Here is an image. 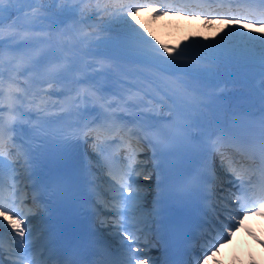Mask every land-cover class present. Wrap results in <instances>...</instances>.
Wrapping results in <instances>:
<instances>
[{
    "label": "snow or ice",
    "instance_id": "snow-or-ice-1",
    "mask_svg": "<svg viewBox=\"0 0 264 264\" xmlns=\"http://www.w3.org/2000/svg\"><path fill=\"white\" fill-rule=\"evenodd\" d=\"M68 2L82 4L83 7L54 11L46 7L48 0H0V255L3 253V241L7 233L15 245L9 247L11 264H65L58 260H44L34 254L33 230L31 225L26 223L31 209H25L26 197L18 190L17 169L10 157L15 152V155L22 159L25 170L41 156L51 155L60 162L70 163L72 153L79 143H88L91 139L93 152L101 158L109 176L115 181L111 185L114 195L112 200L105 204V208L113 215L111 223L115 226V238L119 241L118 255L113 257L100 251L96 259L73 260L66 264H149L150 257L136 255L142 252L141 225L144 223L143 219L138 218L142 212L143 197L142 189L137 186V178L143 175L144 179H151L150 175L143 174L144 161L138 159L144 144L152 149L151 159L155 162L153 170L157 173V187H162L167 180V177L164 182L160 180V175L163 174L162 161L177 152L186 155L199 154L203 160L204 171L191 175L181 184V190L185 193L193 192L201 182H206L208 177L216 179L212 158L217 155L220 157L221 168L231 173L235 182H238L235 184L238 194L230 192L224 195L221 201L228 212L227 220L231 223H222L220 226L215 242L203 257L207 260L208 254L214 255L219 251L221 244L229 242L235 230L243 224L244 217L252 213L259 214L260 209H264V79L260 84L262 107L255 113L234 114L235 119L230 125L217 124L214 131L193 136L191 129L200 125L193 123L191 117L184 112L208 108L212 102L220 99L205 92L200 86L201 81L217 74L205 65L222 62L223 66L227 67L236 62L238 55L243 56L259 48L258 60L253 61L252 57L247 56H244V59L258 63L261 74L264 75V33L257 36L240 30L244 29L246 24L264 27V0H198L195 4L191 0H179L177 3L173 0H161L160 7L164 9L162 15H211L214 19H228L240 26L216 43L193 44L175 56L172 53L176 52V49H169L167 46H163V50L157 48L148 38L151 33H148L147 29L141 31L142 25L136 26L137 14L152 6L147 0L143 3L141 0ZM33 5L36 7L33 8ZM195 9L202 11L197 12ZM215 9L224 11L216 12ZM77 12L82 17L91 13L101 18L107 17L108 24L118 25L115 38L100 42L109 48L105 59L138 64L147 69V73L141 72L140 75L147 81L149 90L136 88L137 93L143 91L144 98L135 99L133 94L129 93L130 100L121 97L123 103L114 104L103 96L98 87L80 88L72 95L74 86L82 83L74 78L69 79L73 72L77 71L71 58L76 48L73 36L68 31L59 32L56 28H45L42 25L56 24V17H74ZM5 14L9 21L6 27ZM111 30L108 26L101 28V31ZM34 32L44 33L41 43L51 45L58 50L59 55L42 67L40 53L43 50H38L34 55L28 56V63L31 65L28 70L43 76L49 88L57 84L67 89L69 99L59 105L61 111L79 116L81 105L99 104L103 112L98 120L68 123L50 131L47 126L55 121L49 117L54 115L52 109L56 105L49 104V93L46 90H32L30 83L28 88H22L17 79L19 73L10 71L8 76H5L6 54L9 63L12 62L14 54H19L18 65L23 63L27 55L20 52L19 48H13L10 43L6 50L5 33L10 40H31V34ZM53 33L56 35L53 36ZM94 35L98 33H88L83 37L77 35L75 39L82 43ZM195 50H198V54H193ZM219 66L220 63H217V67ZM157 96L161 99L157 100ZM152 101H171L175 106L168 108L172 118L166 122L157 120L154 115L157 110ZM116 110L126 111L133 117L130 121L132 127H129V122H121L124 117L117 116ZM32 111L36 113L35 123L26 119ZM25 123H30L33 132L38 134L39 143L31 149H26L24 145H18L13 140L14 133L19 130L18 126ZM112 141H118L119 145L126 149V155L121 161L107 154ZM230 149L238 156L231 155ZM5 168L8 169L10 181L7 187L3 180ZM231 200H235L238 210H229L228 201ZM101 223L107 225L108 221ZM0 264H3L2 260ZM153 264L156 262L153 261Z\"/></svg>",
    "mask_w": 264,
    "mask_h": 264
},
{
    "label": "bare ground",
    "instance_id": "bare-ground-1",
    "mask_svg": "<svg viewBox=\"0 0 264 264\" xmlns=\"http://www.w3.org/2000/svg\"><path fill=\"white\" fill-rule=\"evenodd\" d=\"M141 13L146 14V15H151L153 18L160 19L162 17V14L159 13L157 10L154 8H148L147 10H141ZM197 18V17H196ZM57 23L53 25H48L45 23L42 25L45 28L52 27L58 29L59 32H64L68 31L70 35L73 36L74 42L76 44V48L71 54V58L74 64V67L77 69V71L73 72L72 76L69 77V79H77L82 81V84H84L83 88H90L94 87L95 84H97V79L100 76L99 75V70L92 71L90 70L91 65H95L99 62L103 63V69L109 70L112 73L115 72L116 75H120L121 79L127 81L125 86L117 85L116 87V92L120 94H126V93H132L133 98L135 99H142L144 98L143 96V91L137 93L133 91L134 88H142L144 91L149 90L147 86V81H145L140 73L145 72L147 73V69H144L141 65H137L136 67L132 66V63H126V62H118V61H110L106 60L105 56L109 52V48L105 45L100 43L101 41L107 40L109 38H115L117 33H115V29L118 28V25L115 23L108 24L107 22L105 24L99 23L100 19L95 17L92 19V25H95V28L97 29L96 32L93 33H98V35H94L91 37L90 40H85L84 42H80L79 40H76L75 37L77 35L83 37L88 33H92L90 28H88L84 24H80L78 19H76L73 16L70 15H64L60 17H56ZM138 20V19H137ZM136 20V21H137ZM179 20L182 22V24H187L188 22H191L195 19L192 18H186V17H180ZM198 22H200L203 26L204 25H211L215 26L216 22H209L204 21L202 22L199 20L198 17ZM68 23V25H67ZM220 25H223L224 28L226 27H235V28H240L238 24H233L230 21H221ZM103 26H108L111 28V31H102L101 34H99L98 28L101 30ZM245 29H248L258 32L259 30L264 31V27H259L255 25H246ZM44 33L40 32H34L33 38L35 40L40 42V45H42V52L40 53V57L42 60L44 59H51V61L55 60V58L59 55V52L57 49H54L51 45L46 44V43H41V40L44 38ZM56 33H53V36H55ZM31 42V40L29 41ZM153 43V41H152ZM83 44H86L85 47ZM163 46H167L169 49H176V52H173L172 55L175 56L177 53L181 52L179 49L176 48V46H168L167 43L162 44V46L156 45L157 48H160L163 50ZM45 53H47V56L45 57ZM35 54V52H34ZM193 54H198V50H195ZM167 55V53H166ZM100 57L102 59L100 60ZM219 63V62H217ZM217 63L205 65V67H211L216 75L210 77L206 81H201L200 86L203 88L205 92L208 91L207 88H214L216 86L219 87H224L222 91L220 92V99L215 100L214 102L211 103L210 107L204 108L202 110H197V115L194 119H191L193 123H197L200 125V127H194L191 130H194V132L198 133L200 132V135L202 133H207L209 131H214L217 127V124H226V123H218L213 116V112L219 108L220 106H225L228 107L230 100L227 98L229 94L233 95L234 98H236L237 104H238V111H244L247 108H253L255 112H257L261 107L260 103V84L261 80L264 79V75L261 74V69L258 65H250L248 66L245 63V60L240 57V59H236V62L229 64L227 67L223 66V64H220L221 66L217 67ZM222 63V62H220ZM76 73H79V77L77 78L75 75ZM39 73H34L32 72V77L31 79L27 78H18L19 84L22 88H28L29 83L32 86V90H46L47 92H52V96H48V102L49 104L52 103L53 100L57 97H62L66 100L69 99V95L67 93V89L65 87H62L61 85L54 84L51 88L48 87V84L44 82V77L41 75H38ZM131 77H138V81L134 83L131 81ZM42 78L43 82L41 85H39L38 80ZM90 79H95V83H93L92 86H90L91 80ZM84 81H87L85 83ZM106 84L105 87H103L102 94L104 97H107L109 95L107 88L116 85L115 83L110 82V80L106 79ZM230 82H235L234 87L228 86ZM248 83L251 86V90H246L245 89V84ZM215 84V86H214ZM242 84V85H241ZM90 87H89V86ZM129 85L134 86V87H128ZM240 86V87H239ZM243 86V87H241ZM80 89L79 85L74 86V90L72 95L75 94V90ZM248 91V92H247ZM136 93V94H134ZM160 98V96H157ZM115 100H117V97H115ZM207 102V101H206ZM152 103L155 105L156 102L152 101ZM99 104H94L93 108H90V104L85 105L83 108L81 105L80 108V115L76 116V119L80 118V122L83 119V116L85 117H90L92 115L96 116L94 112H96V109L98 108ZM95 109V110H94ZM120 111L116 110V115L120 116ZM34 114V111L29 112L26 119H29L31 115ZM215 114V112H214ZM150 115H152L150 113ZM126 119V116H124V120ZM124 121H122L123 123ZM25 129L28 126V123H25ZM21 125L18 126V129L20 128ZM18 133L21 135H24L25 131H22L21 129L18 130ZM13 158L19 159L14 152ZM144 186V189H147L145 192H143L142 189V197L145 199L147 193L152 192V186L148 184V182H145L142 184V187ZM226 188H231V185L228 184ZM222 199L219 198L218 202V208L222 214L227 213V211L224 209L223 204L221 203ZM229 210H232V207L228 205ZM143 215L147 213L146 211L141 212ZM250 217V216H249ZM2 220V217H1ZM33 230V235L36 237L39 233L36 229V227H32ZM242 238V239H241ZM240 242H234L235 245L231 244L229 247H227L224 250H219L216 251L215 256L211 255L209 260H206V264H241L239 258L236 260H233L235 256L240 254V252H245L247 253L245 255V258H249L248 253H253L254 257L250 261H256V256L259 254L264 255V218L262 217H250L248 219V222L246 226L244 227V231L240 234ZM150 255L144 254L146 257H150L151 255L153 256V261L156 262V264H159V258H156L155 255L152 253H149ZM247 260V259H245ZM150 263V262H149ZM264 264V259L262 261ZM153 264V263H151Z\"/></svg>",
    "mask_w": 264,
    "mask_h": 264
},
{
    "label": "rangeland",
    "instance_id": "rangeland-1",
    "mask_svg": "<svg viewBox=\"0 0 264 264\" xmlns=\"http://www.w3.org/2000/svg\"><path fill=\"white\" fill-rule=\"evenodd\" d=\"M59 2H60V0H48L46 7H50L54 11H60L56 8V6L59 5ZM62 3H63L62 7H64V8H80V7H83L82 4L69 3L68 0H62ZM21 6L22 5H16V7H21ZM25 7H26V5H25ZM35 7H36V5H33V8H35ZM64 8H62V9H64ZM144 10H147V9H144ZM180 16H182V15H176V14L170 15L169 14V15H162V17H160V19H157V18H153L151 15L148 16L146 14H143L140 11L136 17V20L138 19L136 21V26L140 27L142 25L143 28H141V31H143V29H147V32L151 33V36H149L148 38L152 41H160V42L168 43V44L169 43L173 44V42L179 43V44L184 43L186 45L213 44V43H216L217 41L221 40L224 36H226L228 34V32H230L234 29H239L238 27L237 28H235V27L224 28L223 25H220L221 22H218L219 19H215V20L214 19L210 20V19H205V18L201 19L202 22H204V21H208V23L211 21L214 23L216 22L215 26H211L210 24L203 26L200 22H198V19H196L194 17L193 18L195 20L188 22L187 24H184V23L182 24V22L179 20ZM84 17H86L88 19L95 18L93 13L89 14V16L85 15V16H83V18ZM13 18H15V17H13ZM97 18L100 19L99 23H103V24H105L106 22L108 23L107 17L101 18L100 16H97ZM187 18H190V17H187ZM76 19H78L79 23H81V19H79V18H76ZM4 22H5V27H6L8 22H9L8 18H7V14H5V21ZM98 30H99L98 31L99 34H101L102 31L99 28H98ZM240 30L246 31L250 35L254 34L257 36L264 33V31H261V30H259L258 32H254L251 29L250 30L248 29V31H247V29H245V28L240 29ZM96 31H97V29L92 30V33L96 32ZM31 35H33V33ZM146 35H147V33H146ZM29 41L30 40H25V39H21V38H18L15 40H10L7 33H5V36H4V42H5L6 50H7L9 43H10L13 48H19L20 52L29 53L30 55H33L34 52L35 53L37 52L35 47L38 46L40 44V42L35 40V38H33V36H32L31 42H29ZM22 45H31V47H21ZM244 56L254 57V59H258L260 56V49L257 48L252 52L245 53V54H243V56L238 55L237 57L244 58ZM19 59H20L19 54H14V58L12 59V62L9 63L8 62V56H7V54L5 55L4 74L6 77L8 76L10 71L13 73H19L17 76L22 75L23 78L29 76V75H26V72L29 71L28 69L31 67V65L28 63V59L24 58L23 63H20L18 65L17 61ZM49 62H51V59H49V58L42 60V67H43V65H46ZM109 78L114 80V78H116V77H114V73H112L111 71L108 70V79ZM41 82H42L41 80L40 81L38 80L39 84H41ZM116 82L119 83V81H116ZM10 159H11V162L16 166V169H17L16 175L17 176L22 175L21 167L19 166L17 160L15 158H13V155H12V157H10ZM143 160L144 159H142V161ZM143 174H146V173L143 172ZM137 179L140 180V183L137 182L138 187L143 189V192H145L147 189H144V186L142 187L141 182H143V181H144L143 183L147 182L146 179L143 178V175L139 176ZM101 180H102L103 185L105 186V191H106L107 195L109 197H111V199H109V202H110L112 200L114 193L111 190V186H109L106 183V180H104L103 178H101ZM125 195H127V193H125ZM148 197H149V195H146L145 199H142V209L147 207L148 201H149V200H147ZM139 217H140V213H139ZM26 223L30 224V225L33 224L34 218H31ZM26 236H27V234H26ZM262 247L264 249V245ZM142 252H144V249H142ZM242 255H244V253H242ZM248 256H249V258L237 256L234 259L237 260V258H239L241 264H263L262 261L264 259V255H262V254L257 255L256 261H250V259L252 260V258L254 257L253 253H248ZM245 259H247V260H245ZM204 264H206V261L204 262Z\"/></svg>",
    "mask_w": 264,
    "mask_h": 264
}]
</instances>
